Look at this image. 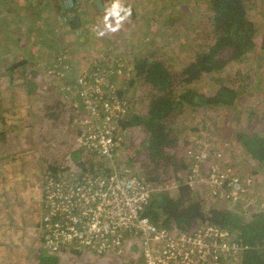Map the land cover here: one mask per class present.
<instances>
[{"label":"trees","instance_id":"obj_1","mask_svg":"<svg viewBox=\"0 0 264 264\" xmlns=\"http://www.w3.org/2000/svg\"><path fill=\"white\" fill-rule=\"evenodd\" d=\"M38 1L37 8H45L49 12H54L57 20H60L65 26L62 29L63 32L73 29L75 35H82L80 30L84 27V25H81L82 16L85 5L91 0H86L84 5L83 0H79L74 6H65L63 0ZM92 1L97 11L102 10L95 0ZM100 1L104 7L106 0ZM205 1L209 6V11L203 12L208 30L205 32L203 28L201 29V32L204 33L205 43L200 49H195L181 66L175 67L165 60L159 59L156 56V51L153 50L147 53L136 52L131 56L129 64L132 78H128V83L146 85L148 92H146V96H137L136 100L131 97V101L127 103V108L129 106L130 109H127V112L118 118V124L123 134L136 127L144 129L145 135L140 143V152L147 156L153 167L155 165V168L160 167L164 170L159 174L152 170L150 176L144 178L134 169L123 168H129L130 172L138 175V178L144 180V182L151 185H161L160 189L152 191L150 200L144 210V213L152 222L162 227L179 230H189L205 222L219 225L229 229L235 239L244 246L236 262L223 264H264V210L245 212L243 209L236 210L217 201L210 204L207 200L206 202L203 201L200 198L201 196L199 197L198 190H200V186L197 185L199 183L189 184L186 178L179 180L180 175H177V172H183L185 169L188 172L187 147L191 146L189 145L190 139L183 138V144H187L183 147L181 153L176 150V146H170L174 142V138L177 139L176 124L182 123L184 113L187 114L191 111L203 112L200 118L189 119L192 120L195 127L193 133L204 136L208 141H211L213 140L212 135L208 131L211 125H209V119H206L207 116L205 117L207 115L205 114L206 110L224 109L233 114L236 112L238 118L242 117L244 119L249 117L257 108L255 101L249 99V95L264 91V75H261L262 70L259 69V67H264V58H261L262 60L258 63L257 69H255V64L250 61L248 63L250 68L247 71H242L244 65L242 62L246 63L255 50H264V34L262 37L259 36V28L256 22L251 19L250 14L248 15L247 2L249 0ZM17 5L12 8L10 0H0V19L5 20L1 22L0 43L5 41L6 34H11L10 28L15 26L14 24L8 28L6 24L10 25L19 19V22H22V20L26 22L23 15L28 13V8L31 9V5L24 6L20 3ZM68 13L70 14L68 15ZM125 13H133V16L136 14L129 2L123 1L113 11V15L121 18ZM60 15H67L66 20H62ZM111 17L113 18L112 15ZM18 24L17 22L16 25L18 26ZM31 26L41 39L34 42V36L29 35L28 42L31 47L35 44L36 48L34 51L31 49V52L36 55L39 54L38 57L42 58L45 74L53 75L59 71L69 72L73 67L72 55L59 35L57 34L61 47L57 48L59 46L58 39L41 37L45 30L34 25ZM2 30H5L6 33ZM16 32L18 33L16 34L17 38L13 35L10 41H5L4 45H0V69L4 70V75H7V79L11 83L15 82L13 80L15 68L23 64L26 65L30 60L26 55L22 58L20 55H15V50L18 48L17 40L21 39L22 31L18 30ZM13 34L15 33L13 32ZM50 35L54 36L53 34ZM60 48H64V50H59ZM43 52H49L45 59L42 57ZM95 67L98 68H94V70H101V65H95ZM38 68L35 65H29L24 71L34 76L37 75ZM109 68H112L110 76L106 74L107 79L105 78L108 87L114 89L115 96L119 101H125L126 97L123 96L122 87L114 83V78L117 76L116 67ZM89 70H92V67ZM253 70L257 71V74H254ZM79 72L80 70L77 72L76 78ZM251 75L254 76L253 79L250 78ZM246 76H248V79L242 82V79ZM205 78L209 81V84L207 83L210 86L209 90L197 85L199 81ZM73 84L76 90V93L73 94L74 101L78 108L74 112L73 123L77 128L76 133L80 135L85 124L81 123L80 119L81 117H88V115L81 109L80 97L77 94L79 82L75 79ZM257 84L259 87H256ZM27 85L29 86L28 91L31 90L33 84L29 83ZM105 92L110 93L106 90ZM97 96V94H93V97ZM135 101L140 102L142 106H134ZM69 102L70 99H68ZM71 109L73 111V108ZM49 110L47 103L46 112H51L49 117L51 118L53 113ZM197 122L205 126L206 132L201 133L197 130ZM233 133L237 143L242 146L249 157L259 162L264 161V130L263 132L259 130H252L251 132L234 130ZM0 136L5 137L4 129L0 130ZM194 143L200 146L199 142L194 141ZM202 147L206 149L205 145ZM32 150L29 149L28 151ZM210 150L211 153H214L216 148L212 147ZM101 157L103 156L90 151L83 143L78 142L74 149H71L69 157L70 162L78 169H75L72 165H69L67 169L64 165L58 163L54 165L50 162L43 174L44 181L50 176L72 181L68 176L72 172L77 176H84L112 171V167L102 165V167L97 168L95 166L94 159L101 160ZM128 162L130 163V160ZM168 168L172 171H168ZM172 182L175 184V188L170 190L172 188L170 183ZM43 194L46 197L45 191H43ZM215 195L211 194L210 196L225 199ZM47 203V200L46 202L44 200V209L48 207ZM36 255L37 258H35ZM30 259L33 264H58V261L63 262L61 255L44 247L33 251Z\"/></svg>","mask_w":264,"mask_h":264},{"label":"rangeland","instance_id":"obj_2","mask_svg":"<svg viewBox=\"0 0 264 264\" xmlns=\"http://www.w3.org/2000/svg\"><path fill=\"white\" fill-rule=\"evenodd\" d=\"M15 1L10 0L12 8L18 6L15 4ZM123 1L129 2V5L134 8L136 12L134 16L133 13H125L121 18L113 15V11ZM28 4L31 5V9L28 8V13L23 15L26 22L24 20L19 22V19L10 25L6 24L8 28L14 24L15 26L10 28L11 34H6L5 41H10L13 35L17 38L16 34L18 33L16 31L21 30V39H16L18 48L15 50V55H20L21 58L26 55L30 60L26 65L23 64L15 68L14 83H11L7 79V75H4V70L0 69V130L4 129L5 133L11 130L10 136H13L9 143H7L5 137L0 136V157H36L34 163L41 162L37 159L38 157H48L49 159L45 158L43 160L44 164L40 163L44 166L43 169L45 171L50 162L54 165L57 163L64 165L67 169L69 165L78 169L70 162L69 157L71 149H74V146L79 142V135L76 133L77 128H75V123H73L74 112L78 109L73 96L76 93L73 82L79 70H89L91 67L95 68V65H101V70H107L106 74L110 76L112 68L109 67H116L117 76L114 78V83L122 87L123 96L126 97L125 102L127 104L131 101V97L136 100L137 96H146V92H148L146 85L128 83V78H132L129 64L132 55L136 52L147 53L153 50L156 51V56L159 59L165 60L175 67L181 66L188 60L189 55L195 49H200L205 43L204 33L201 32V29L203 28L205 32L208 30L205 23L206 17L203 14V12L209 11V6L205 0H106L102 10L98 11L94 8L93 1L91 0V2L85 5V11L82 16L83 21L81 22V25H84V27L80 28L82 35L79 36L75 35L73 29L63 32L62 29L65 26H63L60 20H57L54 12H49L45 8H37V5L32 0H26L25 6ZM111 5L116 8L114 9ZM247 10L248 15H251V19L256 22L259 28V36L262 37L264 34V0H249L247 2ZM2 21L5 20L0 19V29ZM17 22L19 23L18 26L16 25ZM31 25L45 30L41 37L46 36L58 39L59 46L57 48L61 47L60 39L67 45L73 61V67H71L69 72L59 71L53 74L61 76L45 74L42 58L38 57L39 54L36 55L31 52V49L35 50V44L31 47L28 42L29 35L34 36V42L41 39L38 37V33L34 32ZM2 31L5 32V30ZM5 41H2L0 45H4ZM59 50H64V48H60ZM43 54L42 57L45 59L49 55V52H43ZM261 58H264V50H255L252 57L246 63L242 62L243 66L242 64L240 65V67L242 66V71H247L250 68V65H248L250 61L255 64V69H257L258 63L262 60ZM29 65L39 67L37 75L32 76L24 71ZM105 67L108 68L105 69ZM117 68L119 69L117 70ZM259 69L262 70L261 75H264V67H259ZM253 73L257 74V71ZM25 77L28 78L26 79ZM250 78L253 79L254 76L251 75ZM247 79L248 76L244 77L242 82ZM29 83L33 85L31 90L28 91L29 86L27 84ZM207 83L209 84V81L205 78L199 81L197 85L209 90L210 86ZM256 87H259V85L257 84ZM253 95L255 96L253 97ZM68 99H70L69 103ZM249 99L255 101L257 108L249 117L244 119L242 117L238 118L236 112L233 114L224 109L205 111V114H207L205 117L207 116L206 119H209V125H211L210 129H208L212 135L213 140L211 141H208L204 136L193 133L195 132V127L192 120L189 119L194 117L200 118L203 112L191 111L187 114L184 113L183 120L181 119L182 123L176 124V131H178L177 139L174 138V142L170 146H176V150L181 153L183 147L187 144H183V138L190 139L189 145L196 149L203 150L202 146L205 145L206 150L210 153L206 155L205 161L201 164V175L204 176L206 174L210 162H218L220 165H224V168L219 165L221 169L229 167L232 171L236 172L241 180L246 181L245 185H249L246 187L248 188V192L251 193L250 197L254 199L256 204L260 203L263 206L264 161L259 162L249 157L242 146L237 143L233 133L234 130H244L246 132H251L252 130L263 132L264 130V91L250 94ZM47 103L49 111L53 113L49 123H46L44 115V111L48 113L46 112ZM133 105L142 106L138 101H135ZM70 107L73 108V111ZM128 109H130L129 106ZM19 111L28 112L25 126H17L22 122ZM70 112L71 114H69ZM33 117L35 119L38 117L44 124L50 125L49 131L47 130L46 134L50 138L46 141L43 139L45 134L41 133L40 128L33 130V122L28 120ZM34 123L38 124L37 121ZM196 126L197 130L201 133L206 132L205 126L199 122H197ZM183 132L187 133L181 134ZM67 135H70V139L66 138ZM144 135V129L139 127L128 130L123 135V143L119 151L113 154L111 158L101 157V160L98 158L94 159L95 166L100 168L103 165L104 167L108 166L117 170L129 167L144 178L150 176L152 170H155L159 174L164 169L160 167L155 168V165L153 167L152 163H149L147 156L140 152L139 147ZM194 141L199 142L200 146L195 145ZM212 147H215L216 151L220 152V155L211 153L210 149ZM29 149L33 150L28 151ZM39 151L40 153H38ZM10 160L11 158L5 161V163L0 164L2 172L3 170L5 172L9 170L5 165ZM129 160L130 163L128 162ZM29 166L30 163H26L23 171H28ZM167 170L172 171L169 168ZM187 173V169L183 172H177V175H180L178 177L179 180L184 179ZM42 175L43 170L40 180L42 179ZM6 176L12 178L13 172L8 171ZM248 179H251L250 183H248ZM44 183L45 181L43 180L42 201L40 202L42 212L38 217V232L35 234L33 240L28 239V234H26L23 246L24 250L21 251L27 253L28 256L26 259H23L25 257L21 258V256L18 257L17 264H33L30 259L33 251L39 250L42 247V223L43 220H49L48 215H46L49 214V210L47 208L44 209V200L46 202V197L43 194ZM197 185L200 186V190H198L200 193H198L199 197L201 196L200 198L205 202L206 200L209 201V203L207 202L208 204L217 201L233 209L242 210L241 201L232 204L230 201H226V199L213 198L210 196L205 182ZM34 188V183H30L25 189H21L25 190L22 196L26 198L33 196ZM172 189L174 188L170 190ZM34 207H36V204L32 206V208ZM130 239L138 241L134 237L126 240L124 255L114 257L116 264H136V256H134L133 252L127 251L126 247V243ZM29 247L32 248L27 250ZM85 257L87 256L83 255L79 256V258L70 257L65 262L58 261V264H83L82 260L87 259ZM35 258H37V255ZM122 259L126 260V263L122 262Z\"/></svg>","mask_w":264,"mask_h":264},{"label":"built area","instance_id":"obj_3","mask_svg":"<svg viewBox=\"0 0 264 264\" xmlns=\"http://www.w3.org/2000/svg\"><path fill=\"white\" fill-rule=\"evenodd\" d=\"M78 2L63 0L65 6ZM60 17L66 20L67 15ZM105 78L106 71L94 68L78 73L77 94L81 109L88 115L80 119L85 124L78 141L90 151L111 158L122 146L124 134L118 118L128 108L124 100L116 98ZM93 94L98 96L93 97ZM213 154L220 155V152ZM187 155L189 168L185 178L189 184L205 182L210 195L216 194L232 204L241 201L245 212L264 210V205H257L250 197L246 181L229 167L221 169L224 165L210 162L206 174L201 175V164L209 155L206 149L188 146ZM68 176L72 181L50 176L43 185L49 220L42 223V247L61 255L62 259L64 252L77 258L86 255L87 259L123 256L124 244L130 237L138 240L134 253L136 264L233 263L244 248L229 229L213 223L179 230L152 222L144 210L152 191L160 189L161 185L140 180L128 168L104 174L77 176L71 173ZM171 184L175 188V184Z\"/></svg>","mask_w":264,"mask_h":264},{"label":"crops","instance_id":"obj_4","mask_svg":"<svg viewBox=\"0 0 264 264\" xmlns=\"http://www.w3.org/2000/svg\"><path fill=\"white\" fill-rule=\"evenodd\" d=\"M85 1L86 0H83V5ZM32 2H34L36 5H39L38 0H32ZM15 3H20L21 5L25 6L26 1L16 0ZM50 114L51 112L48 113V115L47 113L45 114L46 123H49L51 120V118L49 119ZM19 115L22 119V122L17 126H25V120L28 118V112L19 111ZM28 120L33 122V130L40 128L41 133L45 134L43 137L45 141L50 138L48 135H46L50 126L49 124H44V122L39 120L38 117L37 119L33 117L32 119ZM36 121L38 124L34 123ZM6 133L5 139L7 143H9L13 136H10L11 130H8V132L6 131ZM66 138L70 139V135H67ZM9 158H11V160L8 161L5 167L9 168L8 171L13 172L12 178L6 176L8 171L5 172L3 170L2 172L0 170V264H17L18 257H25L23 259H26L28 256L27 253H23L21 250H24L23 246L24 241L26 240V234H28V239L33 240L35 238V234L38 232L39 226H37V222L38 217L42 212V206L40 203L42 201V182L45 179L42 175V179L40 180L42 170L43 174L45 171V169H43L44 166H42L40 163L44 164L43 160L48 157H38L37 159L41 161L40 163H34V159L36 157H0V164L5 163V161H7ZM26 163H30L29 170L23 171ZM28 174L29 176H27ZM30 183H34L35 185L33 196L26 198L22 196L25 193V190L21 189H25ZM35 204L36 207L32 208V206ZM135 242V239H130L127 241V251L133 253L136 252L137 247ZM31 248L32 247H29L27 250H30ZM70 257L77 258L64 252L62 259L63 262H65L64 259L66 260ZM107 258L110 259L109 261H113L112 258Z\"/></svg>","mask_w":264,"mask_h":264},{"label":"flooded vegetation","instance_id":"obj_5","mask_svg":"<svg viewBox=\"0 0 264 264\" xmlns=\"http://www.w3.org/2000/svg\"><path fill=\"white\" fill-rule=\"evenodd\" d=\"M111 258L113 261H109V258L103 256H91L90 258L86 259L83 264H116L115 258ZM122 262L126 263L124 259H122Z\"/></svg>","mask_w":264,"mask_h":264},{"label":"water","instance_id":"obj_6","mask_svg":"<svg viewBox=\"0 0 264 264\" xmlns=\"http://www.w3.org/2000/svg\"><path fill=\"white\" fill-rule=\"evenodd\" d=\"M96 2H97V4H98V7H99L100 9H102V8H103V5H102V3H100V1H99V0H96Z\"/></svg>","mask_w":264,"mask_h":264}]
</instances>
